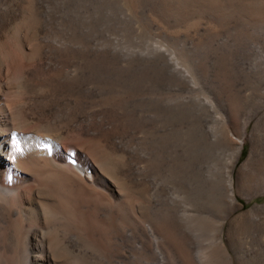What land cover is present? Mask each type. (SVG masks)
Here are the masks:
<instances>
[{
	"label": "rangeland",
	"instance_id": "1",
	"mask_svg": "<svg viewBox=\"0 0 264 264\" xmlns=\"http://www.w3.org/2000/svg\"><path fill=\"white\" fill-rule=\"evenodd\" d=\"M255 1L0 0V60L10 64L12 83L19 71L28 81L58 88L57 93L50 96L34 92L23 95L28 102L27 108L33 113L29 114L35 120L58 122L65 110L68 114L77 111L75 94H67L69 87H64L67 82L59 76L70 55V58H85L86 70L94 85H98L104 93L111 91L104 106L79 115L69 130L58 133L63 140L61 147L65 154L78 150L83 142L90 140L94 151L105 146L112 153L111 157L114 152L122 150V164L128 163L140 133L136 129L137 113L133 108L130 110L131 106L123 109L126 99L116 95L120 88L152 92L159 87H182L191 95H209L217 100L215 92L211 93L203 87L202 78L211 73L220 79H229V83L221 81L226 91L221 96L225 101L224 109L220 110L231 121L233 129L228 135L236 136L241 131L238 135L241 149L232 168L236 199L232 203L227 202L222 190H214L211 184L197 188L202 192L197 190L196 194L203 198L204 208L214 210V227L221 228L208 235L205 227V238L201 236L203 244L192 249L195 264L219 263L213 243L216 240L225 244L231 264H264V103L261 109L256 106L258 104L252 103L244 107L233 84L239 75L234 58L242 50L245 35H255L253 12L260 10V5L253 9ZM29 9L32 15L28 14ZM31 27L34 34L29 35ZM25 34L28 42L35 41L40 49L36 53L34 51L30 59L8 48L23 40ZM63 40L72 41L75 49L67 51ZM50 43L58 50H47ZM184 74H188L187 82ZM241 79L243 93L253 94L254 78L241 75ZM184 112L173 122L168 121L160 136H154L152 171L158 170L159 173L161 169L162 174L169 173V162L174 155L183 162L193 150L190 127L193 114L189 110ZM54 125L58 128V123ZM163 138L165 141H162ZM174 144H177V153L173 150ZM217 150L227 157L234 149L223 143L218 145ZM149 153L150 150L145 153L147 161H150ZM144 165H139L137 174L144 171ZM164 198L168 200L150 190L138 200L140 205H147L154 212L146 231L148 237L152 236L149 248L158 254L148 257V264L160 259L168 262L176 252L174 247L171 250L167 247L171 240L167 239L165 228L172 217L165 204L162 205ZM2 222L0 219V226ZM51 244L61 247L54 252L48 250L55 264H112L109 259L116 248L112 243L108 245L96 237L76 233L64 236L61 232L52 235ZM12 257L11 254H0V264H14ZM22 257L23 254L19 255V258ZM182 258L179 257L180 264H188L187 259ZM135 264H144V261Z\"/></svg>",
	"mask_w": 264,
	"mask_h": 264
},
{
	"label": "bare ground",
	"instance_id": "2",
	"mask_svg": "<svg viewBox=\"0 0 264 264\" xmlns=\"http://www.w3.org/2000/svg\"><path fill=\"white\" fill-rule=\"evenodd\" d=\"M254 5L253 9L260 5V10L253 12L255 35L247 33L241 52L234 56L239 75L233 84L244 107L252 103L258 104L256 106L261 109L264 103V0H257ZM27 12L29 15L33 13L30 9ZM29 33L34 34L33 27ZM63 43L67 51L75 49L72 41L63 40ZM47 46L49 51L58 50L52 43ZM8 48L30 59L39 46L35 41L28 42L25 34L23 40ZM70 56L59 76L67 82L64 85L69 87L67 94H75L77 111L69 114L66 110L62 111V117L53 123L35 120L29 114L32 110L27 108L28 102L23 95L34 92L50 96L57 93L58 88L28 81L19 71L15 73L16 81L12 83L10 64L0 60V219L3 220L0 226V254H11L14 264H55L48 252H54L60 246L51 244L52 235L76 233L96 237L108 245L112 243L116 247L109 259L112 264L142 261L148 264L147 258L158 254L149 248L152 236L150 234L148 237L146 231L153 210L147 205H140L138 200L152 190L153 194L168 199L166 201L164 198L162 202L172 217H169L171 223L165 226L167 239L171 240L167 241V247L176 250L175 256L174 251L171 252L173 258L168 262L159 258L160 261L152 260L153 264H180L179 257L182 256L188 264H195L192 249L203 244L205 227L208 235L214 234V229L221 228L214 227V210L204 208L201 202L203 198L196 194L197 190L198 193L200 191L197 188L211 184L214 190H222L227 202L232 203L236 199L232 168L241 149L238 138L241 131L230 137L231 121L220 110L224 109L225 101L221 96L226 91L221 81L229 83V79H220L211 73L202 78L203 87L211 93L215 92L217 100L209 95H191L182 87H159L152 92L120 88L116 95L126 99L123 109L131 106L130 110L133 108L137 113L136 129L140 133L137 148L134 147L128 163L122 164V150L119 153L113 151L111 157L112 153L104 145L94 151L90 140L68 154L61 147L63 140L58 133L69 130L79 115L89 114L92 109L104 106L111 92L104 93L98 85H94L86 70L85 58ZM241 75L254 78L256 85L253 94L243 93ZM186 76L188 74L183 76L185 82ZM185 110L193 114V118H189L192 120L193 150H190L186 161L182 159L183 162L175 155L173 158L168 156L172 158L169 173L162 174L161 169L159 173L158 170L152 171L154 136L161 134L167 122H173ZM54 123H58V128ZM223 143L234 149L227 157L217 150L218 145ZM147 150H150V161L145 159ZM173 150L176 152L177 144L173 145ZM144 163V171L138 176L136 171ZM213 243L218 262L231 264L225 244L217 240ZM21 254L22 259L19 258Z\"/></svg>",
	"mask_w": 264,
	"mask_h": 264
}]
</instances>
